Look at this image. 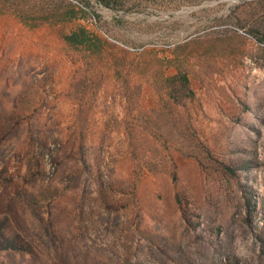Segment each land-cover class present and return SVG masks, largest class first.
<instances>
[{
  "label": "rangeland",
  "instance_id": "obj_1",
  "mask_svg": "<svg viewBox=\"0 0 264 264\" xmlns=\"http://www.w3.org/2000/svg\"><path fill=\"white\" fill-rule=\"evenodd\" d=\"M0 264H264V0H0Z\"/></svg>",
  "mask_w": 264,
  "mask_h": 264
},
{
  "label": "trees",
  "instance_id": "obj_2",
  "mask_svg": "<svg viewBox=\"0 0 264 264\" xmlns=\"http://www.w3.org/2000/svg\"><path fill=\"white\" fill-rule=\"evenodd\" d=\"M83 29L79 28L63 36L64 42L74 48H82L93 51L92 39Z\"/></svg>",
  "mask_w": 264,
  "mask_h": 264
}]
</instances>
